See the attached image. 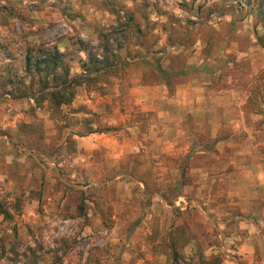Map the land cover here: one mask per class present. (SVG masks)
<instances>
[{
	"label": "rangeland",
	"instance_id": "1",
	"mask_svg": "<svg viewBox=\"0 0 264 264\" xmlns=\"http://www.w3.org/2000/svg\"><path fill=\"white\" fill-rule=\"evenodd\" d=\"M240 1L0 0V264H264V0Z\"/></svg>",
	"mask_w": 264,
	"mask_h": 264
},
{
	"label": "trees",
	"instance_id": "2",
	"mask_svg": "<svg viewBox=\"0 0 264 264\" xmlns=\"http://www.w3.org/2000/svg\"><path fill=\"white\" fill-rule=\"evenodd\" d=\"M251 0H241L239 2V9L244 10L249 6ZM263 10V9H261ZM108 37H104L107 41ZM104 55L106 56V62H95L96 66L104 67L109 64L113 54L110 52V48L107 42L104 44ZM99 70V67L97 68ZM24 70L26 72H33L35 75L45 74V78L42 79L47 87H49V81L52 82V91L50 94V101L57 107H62L65 104H70L75 98V85L77 84V78L71 74V68L64 60V55L58 50V48H44L41 46H29L24 57ZM210 71L209 69H206ZM188 70H183L179 73L185 75ZM48 77H52L51 80ZM180 187V184H178ZM0 216L9 218V213L3 207L0 201Z\"/></svg>",
	"mask_w": 264,
	"mask_h": 264
},
{
	"label": "crops",
	"instance_id": "3",
	"mask_svg": "<svg viewBox=\"0 0 264 264\" xmlns=\"http://www.w3.org/2000/svg\"><path fill=\"white\" fill-rule=\"evenodd\" d=\"M94 110H95V109H94ZM97 110H99V109H97ZM110 139H112V138H110ZM89 142H90V138H88V147H86L85 149H89V148H91V144H89ZM107 145H108V144L103 145V146L107 147ZM92 148H93V145H92Z\"/></svg>",
	"mask_w": 264,
	"mask_h": 264
}]
</instances>
